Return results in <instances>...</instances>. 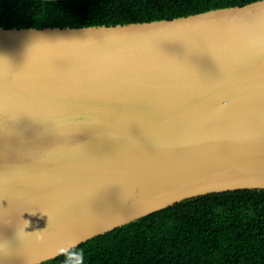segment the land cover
<instances>
[{"label":"water","instance_id":"obj_1","mask_svg":"<svg viewBox=\"0 0 264 264\" xmlns=\"http://www.w3.org/2000/svg\"><path fill=\"white\" fill-rule=\"evenodd\" d=\"M239 187H264V0L0 25V264Z\"/></svg>","mask_w":264,"mask_h":264},{"label":"trees","instance_id":"obj_2","mask_svg":"<svg viewBox=\"0 0 264 264\" xmlns=\"http://www.w3.org/2000/svg\"><path fill=\"white\" fill-rule=\"evenodd\" d=\"M249 1L0 0V25L125 23ZM4 16L12 22H4ZM37 264H264V187H239L177 201Z\"/></svg>","mask_w":264,"mask_h":264},{"label":"rangeland","instance_id":"obj_3","mask_svg":"<svg viewBox=\"0 0 264 264\" xmlns=\"http://www.w3.org/2000/svg\"><path fill=\"white\" fill-rule=\"evenodd\" d=\"M3 20H4V22H7V23H11L12 22V18L9 17V16H4Z\"/></svg>","mask_w":264,"mask_h":264}]
</instances>
